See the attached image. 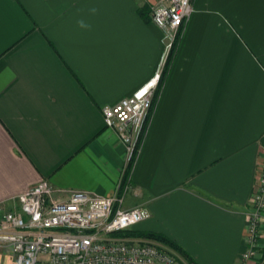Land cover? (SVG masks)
Returning <instances> with one entry per match:
<instances>
[{
    "label": "crops",
    "instance_id": "0c3cea01",
    "mask_svg": "<svg viewBox=\"0 0 264 264\" xmlns=\"http://www.w3.org/2000/svg\"><path fill=\"white\" fill-rule=\"evenodd\" d=\"M154 2L0 0V215L42 181L55 200L114 192L126 148L102 108L161 64ZM192 4L123 205L145 206L134 230L167 237L195 264H259L242 254L264 150V0Z\"/></svg>",
    "mask_w": 264,
    "mask_h": 264
},
{
    "label": "built area",
    "instance_id": "2783aa9c",
    "mask_svg": "<svg viewBox=\"0 0 264 264\" xmlns=\"http://www.w3.org/2000/svg\"><path fill=\"white\" fill-rule=\"evenodd\" d=\"M193 11L192 0H155L150 18L163 32L164 52L154 75L128 97L102 108L104 124L126 148V164L137 156L151 115L166 60ZM125 170L123 171V173ZM122 176L114 192L93 196L73 192L55 200L46 181L17 197L18 204L0 215V264H178L183 259L168 246L124 235L150 217L143 205L124 207ZM243 259L264 249V150L247 212Z\"/></svg>",
    "mask_w": 264,
    "mask_h": 264
},
{
    "label": "trees",
    "instance_id": "16d2710c",
    "mask_svg": "<svg viewBox=\"0 0 264 264\" xmlns=\"http://www.w3.org/2000/svg\"><path fill=\"white\" fill-rule=\"evenodd\" d=\"M175 47L171 50L168 58L172 56ZM131 164L132 162L128 164V166L125 168V172L122 174V185L123 186L128 181L129 170H130ZM124 235H129V236H134V237H144V238L156 240L168 246L175 252H177L180 255V257L183 259V262H185L186 264H195V262L181 249V247H179L177 244H175L173 241L169 240L167 237L163 235L156 234V233H140V232L135 231L134 229L125 232ZM183 262L181 261V264H183Z\"/></svg>",
    "mask_w": 264,
    "mask_h": 264
},
{
    "label": "clouds",
    "instance_id": "9594fccd",
    "mask_svg": "<svg viewBox=\"0 0 264 264\" xmlns=\"http://www.w3.org/2000/svg\"><path fill=\"white\" fill-rule=\"evenodd\" d=\"M90 14L95 15L98 12L96 7L89 9ZM77 25L82 30H91V25L86 23L83 19L77 21Z\"/></svg>",
    "mask_w": 264,
    "mask_h": 264
},
{
    "label": "rangeland",
    "instance_id": "374dc122",
    "mask_svg": "<svg viewBox=\"0 0 264 264\" xmlns=\"http://www.w3.org/2000/svg\"><path fill=\"white\" fill-rule=\"evenodd\" d=\"M261 158H262V155H261ZM260 158V159H261ZM259 164V163H258ZM257 169H258V167H257ZM262 225H264V221H262ZM262 228H264V227H262ZM262 234H264V229H262ZM262 238H264V235H262ZM262 242H264V240H261ZM262 257H261V259H260V263H261V261H262V259H264V249H262V250H259V252H258ZM259 263V264H260ZM178 264H181V261L180 262H178ZM183 264H186L185 262H183Z\"/></svg>",
    "mask_w": 264,
    "mask_h": 264
},
{
    "label": "water",
    "instance_id": "95a60500",
    "mask_svg": "<svg viewBox=\"0 0 264 264\" xmlns=\"http://www.w3.org/2000/svg\"><path fill=\"white\" fill-rule=\"evenodd\" d=\"M260 264H264V259H262L261 263Z\"/></svg>",
    "mask_w": 264,
    "mask_h": 264
}]
</instances>
